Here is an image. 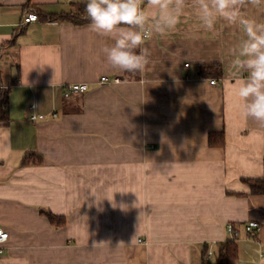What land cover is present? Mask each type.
Returning <instances> with one entry per match:
<instances>
[{"label": "crops", "instance_id": "obj_1", "mask_svg": "<svg viewBox=\"0 0 264 264\" xmlns=\"http://www.w3.org/2000/svg\"><path fill=\"white\" fill-rule=\"evenodd\" d=\"M85 3L0 0V92L10 97L0 264H211L233 239L230 223L235 264H264V194L246 182L264 178V127L243 117L230 84L239 26L207 31L186 8L176 29L148 40L151 70L122 72L102 51L113 41L89 22L46 20ZM29 12L39 21L22 26ZM242 14L264 19V7ZM75 83L89 90L66 97Z\"/></svg>", "mask_w": 264, "mask_h": 264}, {"label": "clouds", "instance_id": "obj_2", "mask_svg": "<svg viewBox=\"0 0 264 264\" xmlns=\"http://www.w3.org/2000/svg\"><path fill=\"white\" fill-rule=\"evenodd\" d=\"M264 7V0H86L89 29L113 41L102 49L107 62L122 72L144 73L154 62L147 46L154 35L176 29L186 8H193L207 31L217 22L238 25L243 33L229 49L236 107L244 118L264 127V19L247 18L242 10Z\"/></svg>", "mask_w": 264, "mask_h": 264}, {"label": "trees", "instance_id": "obj_3", "mask_svg": "<svg viewBox=\"0 0 264 264\" xmlns=\"http://www.w3.org/2000/svg\"><path fill=\"white\" fill-rule=\"evenodd\" d=\"M77 11L78 12L75 15L68 14V15H60V16H49L47 17L46 20L49 21L68 20L74 23L89 22V20L86 18L85 4L79 6ZM9 99L10 97L8 91L0 92V126L9 123L10 120L8 115ZM213 142H217V141L211 139V144H213ZM246 182L251 186L252 192L254 194H264V178L246 180ZM45 215L53 223L59 221V218L50 212H46ZM216 258H217L216 264H235V262L238 259L237 240L231 239L227 241L225 244L221 245L216 254Z\"/></svg>", "mask_w": 264, "mask_h": 264}, {"label": "built area", "instance_id": "obj_4", "mask_svg": "<svg viewBox=\"0 0 264 264\" xmlns=\"http://www.w3.org/2000/svg\"><path fill=\"white\" fill-rule=\"evenodd\" d=\"M37 21H39L38 14L36 12H29L25 15L23 22H22V26L29 24V23L37 22ZM119 82H121V79L119 77L110 78L108 76H103L100 79L101 84L119 83ZM211 83L215 85L217 81L212 80ZM88 90H89V85L86 83L71 84L66 87L65 96L69 97L72 94L84 93ZM32 108H34V106ZM42 118H44L43 115L34 114L31 116V120L33 121H37L38 119H42ZM226 230L232 236L233 239L239 240L240 231L237 229V227L234 224H231V223L228 224ZM258 230H259V225L257 223H254V222L248 223V225L246 226V232H247L246 237H248L249 239H255L257 236ZM8 239H9V233L4 228L0 227V244H4L5 242L8 241ZM208 254L211 256L213 255V252L209 251ZM0 256H1V251H0ZM262 257H264V254H262Z\"/></svg>", "mask_w": 264, "mask_h": 264}, {"label": "rangeland", "instance_id": "obj_5", "mask_svg": "<svg viewBox=\"0 0 264 264\" xmlns=\"http://www.w3.org/2000/svg\"><path fill=\"white\" fill-rule=\"evenodd\" d=\"M231 236V235H230ZM216 254H217V252H216ZM216 262H217V258H216V255L211 259V261H210V263L211 264H216Z\"/></svg>", "mask_w": 264, "mask_h": 264}]
</instances>
